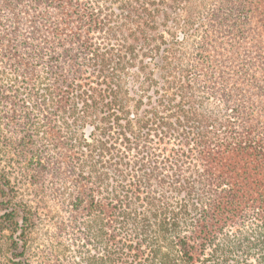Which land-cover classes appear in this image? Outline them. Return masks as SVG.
Returning a JSON list of instances; mask_svg holds the SVG:
<instances>
[{
    "label": "trees",
    "instance_id": "1",
    "mask_svg": "<svg viewBox=\"0 0 264 264\" xmlns=\"http://www.w3.org/2000/svg\"><path fill=\"white\" fill-rule=\"evenodd\" d=\"M3 76L4 264H264V0H0Z\"/></svg>",
    "mask_w": 264,
    "mask_h": 264
},
{
    "label": "rangeland",
    "instance_id": "2",
    "mask_svg": "<svg viewBox=\"0 0 264 264\" xmlns=\"http://www.w3.org/2000/svg\"><path fill=\"white\" fill-rule=\"evenodd\" d=\"M9 80H11V76H7ZM5 76L0 78V93L2 94L3 91V85L5 84ZM8 80V81H9ZM13 91H8L9 96L12 94ZM4 106V105H3ZM0 104V177L2 175L6 176L10 182V185L12 188H9V191H7V197L13 199H23L25 201H32L34 198V191L33 189L37 190L39 192L38 196H44L46 199L52 200L56 195L51 192L48 186V183L51 182V177L47 173H39V176L37 177V180L32 185V182H30V177L35 174L36 171H33L30 165H28V159L29 156L26 153L25 158L24 155H17V153L14 151V148H4L2 147L3 137L6 136V138H10L11 140L16 138V135L13 134L12 127L9 125L4 129V122L5 117L4 114L7 113V115H10L12 112V106L9 103H7L6 107H3ZM5 138V139H6ZM20 156V157H19ZM21 159V160H20ZM20 160L18 163L16 161ZM1 183V180H0ZM1 185V184H0ZM2 186V185H1ZM0 186V188H1ZM47 188V189H46ZM41 190V191H40ZM41 192V193H40ZM12 199V200H13ZM14 201V200H13ZM1 208V206H0ZM3 212L0 211V215H2ZM7 232H3L2 235H0V264H4V260L6 257V240L5 235ZM39 239H44L40 238Z\"/></svg>",
    "mask_w": 264,
    "mask_h": 264
}]
</instances>
